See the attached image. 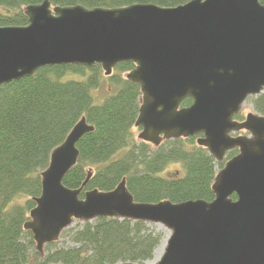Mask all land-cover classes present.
<instances>
[{"label": "water", "instance_id": "obj_1", "mask_svg": "<svg viewBox=\"0 0 264 264\" xmlns=\"http://www.w3.org/2000/svg\"><path fill=\"white\" fill-rule=\"evenodd\" d=\"M260 1L87 9L45 0L24 9L26 26L0 28V87L46 67L100 65L110 77L118 65L133 63L125 78L142 94L139 141L159 147L198 136L197 145L218 163L238 150L216 175L212 202L138 203L125 179L111 192L92 190L80 199L88 180L75 190L63 180L77 164V145L95 131L82 118L53 150L24 224L40 255L75 222L113 218L169 231L155 264H264V117L251 112L235 120L250 97L264 92ZM186 99L192 105L181 108Z\"/></svg>", "mask_w": 264, "mask_h": 264}, {"label": "trees", "instance_id": "obj_2", "mask_svg": "<svg viewBox=\"0 0 264 264\" xmlns=\"http://www.w3.org/2000/svg\"><path fill=\"white\" fill-rule=\"evenodd\" d=\"M44 1L0 0V28L26 26L24 9ZM188 1L49 0L53 7L87 9L135 4L175 8ZM260 2L264 5V0ZM134 68L133 63H122L105 77L100 65L46 67L31 78L0 87V264H147L154 259L163 235L143 222L103 218L81 224L62 234L70 236L72 247L49 244L43 255L36 251L32 234L24 230L35 199L41 196V173L48 168L53 150L82 118L95 131L77 145V164L63 180L72 190L88 180L80 199L92 190L111 192L125 179L138 203L214 200L212 185L223 166L197 146L196 138L168 141L157 149L137 142L134 129L142 94L140 86L125 78ZM106 80L113 83L112 92L96 103L94 92ZM192 103L186 99L181 108ZM246 103L264 117V93ZM235 120L244 121L243 114ZM237 153H228L227 159ZM170 164L183 169L165 174ZM232 198L236 200L235 195Z\"/></svg>", "mask_w": 264, "mask_h": 264}, {"label": "rangeland", "instance_id": "obj_3", "mask_svg": "<svg viewBox=\"0 0 264 264\" xmlns=\"http://www.w3.org/2000/svg\"><path fill=\"white\" fill-rule=\"evenodd\" d=\"M70 79H77L76 76H71V77H68ZM112 85L113 83H111L110 81L106 80L105 81V84L104 86L95 91L94 92V97L96 98V103H101L105 98L106 96L112 92ZM264 93V92H263ZM261 95V94H260ZM259 96V95H258ZM255 97V96H254ZM257 97V96H256ZM252 98V97H250ZM249 98V99H250ZM248 101V100H247ZM251 112H254L251 105L245 103L243 108H242V111H241V114H243V117L245 118L246 115L248 113H251ZM135 133H134V136L136 137V140L138 143H140V141L138 140V134H139V131L140 129L136 128L135 127ZM243 133V132H241ZM243 135V134H241ZM228 161L227 157L226 159L222 162V166H224V164H226V162ZM223 168V167H222ZM182 166L179 165V164H170L168 167H167V170L165 172V174H169V173H179L178 171H182ZM220 169L218 168L217 169V172L219 171ZM18 203H23V202H15V204H18ZM82 223L80 222H75L70 228L69 230H73V229H76L77 227H79ZM158 233H161L163 235V242L161 244V246L157 249V251L155 252V256H154V259L150 262H148L147 264H155L157 262H159V260L162 258L163 256V253H164V248H165V244H166V241L168 240L169 236H170V233L166 232L165 228L162 227V226H159V225H151ZM56 247L57 248H69V247H72L73 244L71 242V238L69 235H62L59 239V241H57L56 243ZM161 250V253L158 254V252ZM45 251V249H44Z\"/></svg>", "mask_w": 264, "mask_h": 264}, {"label": "flooded vegetation", "instance_id": "obj_4", "mask_svg": "<svg viewBox=\"0 0 264 264\" xmlns=\"http://www.w3.org/2000/svg\"><path fill=\"white\" fill-rule=\"evenodd\" d=\"M141 132V129H140V131H139V133ZM241 134H243L244 135V133H240L239 135H241ZM140 142H142V141H140ZM165 142H168V141H163L162 143H165ZM143 143V142H142ZM162 143H161V145H162ZM150 145V144H149ZM152 146V145H151ZM154 149H157V148H159V147H154V146H152Z\"/></svg>", "mask_w": 264, "mask_h": 264}, {"label": "bare ground", "instance_id": "obj_5", "mask_svg": "<svg viewBox=\"0 0 264 264\" xmlns=\"http://www.w3.org/2000/svg\"><path fill=\"white\" fill-rule=\"evenodd\" d=\"M165 231L169 233V231H168V230H165ZM160 253H161V250L158 252V254H160Z\"/></svg>", "mask_w": 264, "mask_h": 264}]
</instances>
